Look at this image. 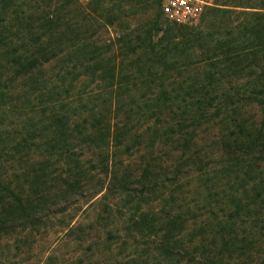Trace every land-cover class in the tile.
Returning a JSON list of instances; mask_svg holds the SVG:
<instances>
[{
	"label": "trees",
	"instance_id": "trees-1",
	"mask_svg": "<svg viewBox=\"0 0 264 264\" xmlns=\"http://www.w3.org/2000/svg\"><path fill=\"white\" fill-rule=\"evenodd\" d=\"M46 1L0 0V232L116 192L131 207L107 242L150 239L165 264L264 260V0H211L196 26L165 28L163 0H132L155 20L143 37L123 33L109 62L94 19L63 18ZM118 10L114 23L127 14ZM252 106L259 123L244 117ZM143 147L168 148L166 159L132 172ZM191 178L206 213L192 214L187 240L188 220L152 203Z\"/></svg>",
	"mask_w": 264,
	"mask_h": 264
},
{
	"label": "rangeland",
	"instance_id": "rangeland-1",
	"mask_svg": "<svg viewBox=\"0 0 264 264\" xmlns=\"http://www.w3.org/2000/svg\"><path fill=\"white\" fill-rule=\"evenodd\" d=\"M208 1L211 2V0ZM46 2H51V11L59 10L64 6V10L61 11L63 18L68 15L78 21L89 16L94 19V22H90L91 31L95 35V47L98 52L103 50V58L108 62L113 56H116L117 61L120 59L121 50L119 47L121 45L117 39L123 33L136 30L143 37L145 35L143 32H146L155 20L153 9H148L145 4L134 6L132 0H103L101 8L98 10L90 8L88 4L82 6L74 0H48ZM131 4H133L131 6L133 9L130 7ZM118 7H121L127 14L124 17L121 16L120 20L114 23L119 11ZM207 7L203 9L202 14ZM68 20L71 21V19ZM159 20L163 28L172 26L163 14ZM109 21L114 24L109 26ZM62 22L64 23V21ZM125 28H128V31ZM160 36L161 32L158 29L153 31L152 39L154 41ZM96 91H98L96 87L87 88L88 94ZM101 100L102 97H98L95 103H99ZM248 109H245L247 113L244 117H250L257 123L261 122L263 111L256 106ZM144 143H147L146 138ZM203 146L202 144L201 147ZM141 149L130 157L131 168L129 169L132 172H135L147 160L166 159L164 152L168 148L157 147L144 150L143 147L142 151ZM126 165H128L127 162L122 169ZM192 181V178L184 180L181 189L175 193L167 191L164 198L154 200L152 203V210L156 213L163 209V211H170L172 215H174L173 213L183 215L185 220H188L182 226L183 232L188 234L187 240H192L196 234L194 230L197 226H194V222L191 221L192 214L199 216L206 213L203 209L201 193L196 188L197 184ZM103 194L104 192L92 199L79 200L67 207L64 212L51 215L44 225L18 228L7 233L0 232V264H165L153 252L150 239L138 238L136 243L132 239H128L126 246H123L118 239L115 241L113 238H109L108 242L106 241V238L109 237L108 232L120 231V234H123L125 222L129 216L128 208L131 205L124 206V194L116 192ZM196 201L199 204L194 207ZM190 205L193 210L188 213ZM197 207L199 210L196 209ZM99 215L102 218L107 216L108 219L102 221ZM70 230L74 231L70 232ZM108 247H110L109 251L106 250ZM177 264H185V262L181 261ZM254 264H264V260L259 259Z\"/></svg>",
	"mask_w": 264,
	"mask_h": 264
},
{
	"label": "built area",
	"instance_id": "built-area-1",
	"mask_svg": "<svg viewBox=\"0 0 264 264\" xmlns=\"http://www.w3.org/2000/svg\"><path fill=\"white\" fill-rule=\"evenodd\" d=\"M84 6L93 0H75ZM208 0H163L161 10L163 16L170 23L184 26H196L202 11L209 6Z\"/></svg>",
	"mask_w": 264,
	"mask_h": 264
}]
</instances>
